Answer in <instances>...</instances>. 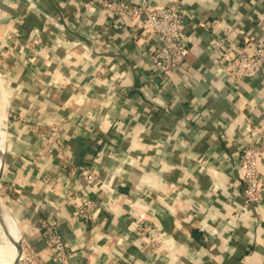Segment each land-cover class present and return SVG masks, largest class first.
<instances>
[{
  "label": "crops",
  "instance_id": "1",
  "mask_svg": "<svg viewBox=\"0 0 264 264\" xmlns=\"http://www.w3.org/2000/svg\"><path fill=\"white\" fill-rule=\"evenodd\" d=\"M147 1L187 11L189 51L166 77L148 36L92 0H0L2 209L37 264H58L41 234L50 220L67 264H264V201L246 200L238 165L264 129V73L234 83L233 55L208 46L264 44V0ZM257 169L264 188V151ZM68 188L96 201L93 221Z\"/></svg>",
  "mask_w": 264,
  "mask_h": 264
},
{
  "label": "built area",
  "instance_id": "2",
  "mask_svg": "<svg viewBox=\"0 0 264 264\" xmlns=\"http://www.w3.org/2000/svg\"><path fill=\"white\" fill-rule=\"evenodd\" d=\"M105 14H113L129 27L133 34L148 36L145 52L153 75L166 77L175 71L186 59L191 37L185 32V16L187 11L176 4L150 3L147 0H92ZM139 39V38H138ZM210 50H222V57L232 54V80H241L264 73V44L260 40L233 47L226 44L224 37H219L208 44ZM9 115L15 117L13 112ZM56 133V130L54 131ZM254 139L245 144L239 155L240 180L242 192L248 202L261 203L264 201V188L258 177V154L264 151V129L254 131ZM87 184L96 182V171L91 165H79ZM67 199L73 206L74 212L82 218L93 221L92 211L96 201L89 197L76 195L72 189L66 190ZM136 233L140 238L157 244L154 228L143 221L139 215L135 218ZM42 237L49 247L52 257L58 264H67L68 246L61 234L56 230L54 220L42 222ZM26 247L27 264L39 262L35 252ZM22 256V254H21ZM25 261V260H24Z\"/></svg>",
  "mask_w": 264,
  "mask_h": 264
},
{
  "label": "bare ground",
  "instance_id": "3",
  "mask_svg": "<svg viewBox=\"0 0 264 264\" xmlns=\"http://www.w3.org/2000/svg\"><path fill=\"white\" fill-rule=\"evenodd\" d=\"M19 235L16 221L0 208V264H13Z\"/></svg>",
  "mask_w": 264,
  "mask_h": 264
},
{
  "label": "rangeland",
  "instance_id": "4",
  "mask_svg": "<svg viewBox=\"0 0 264 264\" xmlns=\"http://www.w3.org/2000/svg\"><path fill=\"white\" fill-rule=\"evenodd\" d=\"M5 38H7V36H5ZM8 42V41H7ZM9 46H12L9 42L7 43ZM0 83H2L1 82V79H0ZM0 110H1V108H0ZM1 116H2V113H1V111H0V152H2L4 149H5V145H6V134H5V130L2 128V126H1ZM9 115H7V118H9L8 117ZM19 237L20 238H18V240H19V243H20V246H21V249H22V252H23V249H26V247L23 245V243H22V241H21V230L19 229ZM18 240H17V242H18ZM22 252H21V254H22ZM25 253H26V250H25ZM25 256V255H24ZM21 257V256H20ZM22 263H24V258L22 257V259L20 258L19 259V261H18V264H22Z\"/></svg>",
  "mask_w": 264,
  "mask_h": 264
},
{
  "label": "water",
  "instance_id": "5",
  "mask_svg": "<svg viewBox=\"0 0 264 264\" xmlns=\"http://www.w3.org/2000/svg\"><path fill=\"white\" fill-rule=\"evenodd\" d=\"M4 159H5V149H4V151L0 152V179L2 176V172H3ZM0 208H2L1 204H0ZM21 252H22V249H21V246H20V243L18 240V242L16 243V253H15V257L13 259V264H18V261H19L20 256H21Z\"/></svg>",
  "mask_w": 264,
  "mask_h": 264
}]
</instances>
